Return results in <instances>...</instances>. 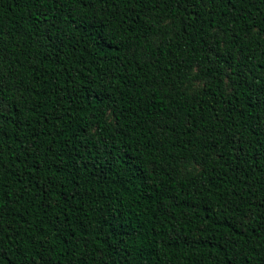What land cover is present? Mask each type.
<instances>
[{"label": "trees", "instance_id": "16d2710c", "mask_svg": "<svg viewBox=\"0 0 264 264\" xmlns=\"http://www.w3.org/2000/svg\"><path fill=\"white\" fill-rule=\"evenodd\" d=\"M0 264H264V0H0Z\"/></svg>", "mask_w": 264, "mask_h": 264}]
</instances>
